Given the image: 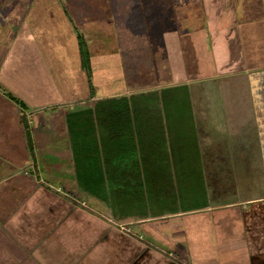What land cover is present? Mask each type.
<instances>
[{
    "label": "crops",
    "instance_id": "crops-1",
    "mask_svg": "<svg viewBox=\"0 0 264 264\" xmlns=\"http://www.w3.org/2000/svg\"><path fill=\"white\" fill-rule=\"evenodd\" d=\"M168 1L165 15L164 0H156L158 24L144 19L134 31L147 35L148 61L167 72L166 83L218 82V105L186 112L190 121L176 129L166 117L135 116L170 113L130 108L135 95L93 100L91 80H117L123 71L112 70V54L91 50L88 82L77 20L57 0H35L17 32L5 27L15 61H0V264H264V0H190L188 8ZM95 3L99 12L82 18L83 32L118 46L128 26L109 0ZM89 97L93 121L80 136L87 142L29 148L23 119L31 125L33 109ZM181 172L195 174L203 203L175 189ZM155 192L164 210L134 209L156 208L147 195ZM81 193L119 216L144 215L116 226L90 211ZM164 196L173 204H162Z\"/></svg>",
    "mask_w": 264,
    "mask_h": 264
},
{
    "label": "rangeland",
    "instance_id": "rangeland-1",
    "mask_svg": "<svg viewBox=\"0 0 264 264\" xmlns=\"http://www.w3.org/2000/svg\"><path fill=\"white\" fill-rule=\"evenodd\" d=\"M57 1L59 5L65 9V12L70 18L77 20L75 34L81 54L82 68H85L84 50H88L89 52L92 50L95 56L112 54L114 58L111 57V60L113 59L112 61H115L114 67L111 65L112 70L114 73L117 72V74L123 71L122 76L117 80L114 79L108 81L98 77L91 80V82H89V89L90 95L92 92V96L95 94V96L92 97L93 100L98 96H108L113 93H123L127 96L135 95V98H138L139 96L138 99L140 101L136 100V104L141 103L139 105L144 106L145 102H150V105L152 106L156 105L165 107L170 113H163V115L159 113V115L153 116H149V114H136L135 116L139 117L142 121L147 120L149 117H159V119L164 117V120L166 117L167 122H170L168 126L171 124L175 129L190 121L186 120V117L189 118V115L186 114V112H190V115L193 116L195 108L201 107L203 110L204 107L209 108L218 105V96L214 95L217 90L209 92V97L202 92V84L206 83L207 80L201 79L198 81H177L175 83H166L169 78L167 72H164V70L157 65L156 61H148L152 57L148 50V45H144L145 42H143V39L146 38L147 35L143 32L134 33V31L143 30L142 25L144 19L152 26L153 24H158L157 16L159 14L156 0H145L142 9L138 0H109L110 8L113 11L112 14L114 17H118L116 19L117 22H122L124 26H128L126 34L117 35V40L119 42L118 46H106L103 34L90 35L83 32V28L80 25L82 23V18H85L88 15L96 16V13L99 12L96 8V0ZM34 2L35 0H0V61H15L14 59L10 60L12 58L10 52L13 49V45L9 47V43H7L6 37H9V34L6 33L5 27H9L11 31L17 32L24 24L23 20L30 14ZM168 2V0H164L165 10L162 13L165 15L169 14L167 11ZM172 2L174 4L180 3L184 6L187 5V8L190 6L188 5L190 0H172ZM73 15L75 16L73 17ZM156 35L158 34H155L154 36ZM155 39V43L159 44L161 36L158 35ZM107 40L109 39H105V41ZM124 41H126V43H124ZM201 71L204 72V68ZM210 82L218 84V82L213 79H210ZM193 87H195L196 91H192ZM209 90H213V88H209ZM211 95H213V97H211ZM153 99H155L154 103H152ZM90 100L89 97L88 100L69 101V104L64 103L60 106H55L54 104L50 105L49 103V108L33 109L31 114L32 123L31 125L27 124L31 146L38 150L44 147L70 150L71 143L69 142L71 139H73L74 142H82V144L87 142L82 140L80 136L88 133V121H93V117H88L89 113L87 112V109L88 107L95 105V101L92 100L90 102ZM150 105L148 106L151 107ZM16 106L19 107L18 105ZM19 115H21L22 118H25L20 111ZM201 115L200 118L203 120L204 114L202 113ZM29 117L27 118L28 120L30 119ZM193 121L198 124L196 120ZM78 128L80 129V131L78 130L79 134L76 131ZM25 135L26 138H28L26 130ZM174 140L175 139H173V141ZM86 145L91 146V143H86ZM179 151L181 153V150ZM184 156L186 155L184 154ZM187 165L188 162L185 161V166ZM175 189L194 193V197H192L194 203L201 204L204 202L200 193H198L200 192V189L197 177L193 173L191 176L188 175V172L184 173V176H182V172L179 173V177L176 179ZM56 194L63 197L62 193L56 192ZM147 195L148 197H153V200L156 201V208L149 207L145 209L143 206L139 205L134 209H143L142 211L149 214L159 213L161 210H164V208H160L159 206L160 194L155 192L148 193ZM78 196L86 201L87 207L90 211L101 216L102 219L111 218V221L114 222L115 224H113L116 226H119V223L126 221L127 218L142 217V215H144L142 214V211L136 210L130 213L127 212V216H119L118 214L120 212L110 209L108 204L91 195L81 193ZM178 196L179 195L177 194V198ZM164 197L165 199L161 200L162 204L165 202L171 203L173 201L172 198H174V196L170 198H166L168 196ZM129 199H131L130 196H128V198L125 197L123 198V202L127 203ZM134 202L133 205L138 203H136V201ZM129 227L136 233L140 228V226L135 224L129 225Z\"/></svg>",
    "mask_w": 264,
    "mask_h": 264
},
{
    "label": "trees",
    "instance_id": "trees-1",
    "mask_svg": "<svg viewBox=\"0 0 264 264\" xmlns=\"http://www.w3.org/2000/svg\"><path fill=\"white\" fill-rule=\"evenodd\" d=\"M18 41H19V39L17 38L15 40V44L14 45H16V43ZM16 49H17V47H16ZM13 51H15V48L13 49ZM12 56H14V54H12L11 57ZM84 58H85V72L87 74V78H88V82H89V79L91 78V66H90V52L88 50H84ZM217 85L218 84H216L215 82H207V81H206V83L202 84V90H204V95H208L207 91H209V92L216 91L218 89ZM209 88H211V89L213 88V90H209ZM195 90H196L195 87H193L192 91H195ZM138 98H139V96H138ZM138 98H135V96H134V97H131V98L127 99L128 100V105H129L130 108H131V106H140L139 104H141V103L136 104V100L140 101ZM154 100L155 99H153L152 103H154ZM148 105H150V102H148V103L145 102L144 106L145 107H149ZM150 106H152V105H150ZM23 123H24L25 130L27 132V137H28L27 141H28V144L30 146L29 148L32 150V146H31V143H30V140H29L30 134H28L29 128H28L26 120H23Z\"/></svg>",
    "mask_w": 264,
    "mask_h": 264
}]
</instances>
